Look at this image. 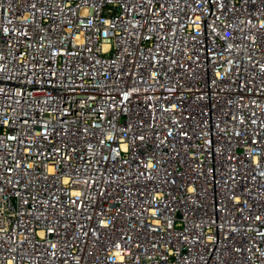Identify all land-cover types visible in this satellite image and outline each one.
<instances>
[{
	"label": "built area",
	"instance_id": "2783aa9c",
	"mask_svg": "<svg viewBox=\"0 0 264 264\" xmlns=\"http://www.w3.org/2000/svg\"><path fill=\"white\" fill-rule=\"evenodd\" d=\"M0 264H264V0H0Z\"/></svg>",
	"mask_w": 264,
	"mask_h": 264
}]
</instances>
